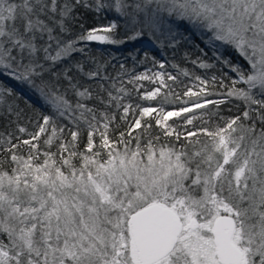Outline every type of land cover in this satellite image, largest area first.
Here are the masks:
<instances>
[{"label": "snow or ice", "instance_id": "obj_1", "mask_svg": "<svg viewBox=\"0 0 264 264\" xmlns=\"http://www.w3.org/2000/svg\"><path fill=\"white\" fill-rule=\"evenodd\" d=\"M81 8L114 10L123 37L121 24L110 22L71 39ZM175 21L206 37L214 55L230 47L248 67L218 56L235 78L196 75L182 95L173 85L192 73L178 65L175 75L163 63L131 75L141 101L163 97L155 107L125 103L131 90L120 74L102 75L103 65L53 71L83 51L78 41L118 45L145 32L172 33ZM192 63L214 66L199 57ZM0 75L39 91L53 115L76 128L67 139L44 115L32 133L18 127L26 139L0 135V264H264V0H0ZM80 75L111 81L98 85L103 110L83 102L94 96ZM143 81L155 86L141 91ZM217 83L226 92L209 91ZM12 95L0 86V104L19 119L7 102ZM213 95L240 100L244 110L224 117L219 106L228 101ZM175 101L179 108L164 107Z\"/></svg>", "mask_w": 264, "mask_h": 264}, {"label": "trees", "instance_id": "obj_2", "mask_svg": "<svg viewBox=\"0 0 264 264\" xmlns=\"http://www.w3.org/2000/svg\"><path fill=\"white\" fill-rule=\"evenodd\" d=\"M89 3H94V0H89ZM78 19L71 25L70 38L75 40L78 35L85 33L92 28H101L107 26L110 22H116L121 24L120 32L121 37H123V26L122 20L118 17V14L114 10L109 11L108 9H103L100 12L94 9H78L77 10ZM174 20V18H173ZM172 33L164 30L161 33H157L155 36L150 35L145 32V34L135 40H126L122 44H105L99 41H78L76 47L78 49H83V51L73 52L71 54V59H66L63 63H58L53 69L55 72H62L64 68L71 65H75L77 62L85 65V71L95 68L97 64L103 65L106 71H102V75H108L116 77L118 74L121 75L124 86L131 90V95L126 98L125 103H132L133 105L139 103L143 106H158L163 103V97H158L154 101H141L133 88V85L128 84L127 80L133 74H139L145 72L146 70L160 71L159 64L163 63L165 65L164 71L177 74V69L173 65H178L179 68L186 69L192 73L191 77H180L183 81L178 87L173 85L177 92H182L185 86L194 87L197 83L194 80V76L199 75L203 77H211L213 74L218 77L222 73H228L229 76L235 78V74L231 73L230 70L222 66V63L217 59L218 56H222L226 60H230L234 64H240L244 67H248L246 61L235 52L234 49L230 47H219L216 50L215 55L213 49L206 42V37L202 36L199 31L193 29L191 25L187 22L175 21L171 23ZM144 40H148L152 43V46H147L143 43ZM204 60L206 63L214 65L210 69H201L197 65L192 63V60L197 58ZM94 61L96 63H94ZM125 66L127 74H124V70H121L120 65ZM47 68L48 65H45ZM44 79H49V74H44ZM79 83L84 87H89L94 98L91 100H84L89 107H96L99 110L104 109V105L100 104L99 100L95 98L98 93V85L104 83L105 86H109L111 81H100V80H90L87 76L80 75L78 77ZM23 82V81H22ZM39 83V80L36 81ZM22 88L18 87L15 83L5 79L3 75H0V86L7 87L12 90V96L7 97L8 104H11L17 110L21 112V116L17 119L15 113H8L6 111L7 104H0V135L7 137L8 133L12 134V137H21L22 139L28 138L27 133H32L36 131V126L42 123V117L44 115L53 116L56 121L57 126L64 127L63 135L65 138L70 139L69 129L76 130L75 125L66 117H61L58 114L53 115V109L46 103V101H40L33 98L28 94L31 89L26 82H23ZM144 85V90H151L155 85L149 83L148 81L140 82ZM169 84L172 82L169 81ZM224 83L228 86L231 85V81L227 78L224 79ZM61 84L66 87L67 81L61 77ZM243 87V85H239ZM25 90L28 92H25ZM63 91V87L61 88ZM82 90V89H81ZM209 91L214 93H224L226 88H220L219 84L214 88H209ZM100 96H107L106 92L99 93ZM209 99H225L228 102L219 106L220 114L224 117H230L234 115H239L244 110L243 102L235 98H227L223 95H213L208 97ZM70 101L74 104L75 98L69 94ZM172 99L171 97L169 98ZM187 99V98H184ZM181 106L179 101L174 103H165L164 107L167 110H173ZM112 109H110L111 111ZM209 110H215L214 105H209ZM203 111V110H198ZM119 114L117 111V122L119 125V130H124L126 127L123 122H119ZM138 114V113H137ZM131 119V117H129ZM177 124L180 123L178 118H173ZM171 122V121H170ZM199 123V121L197 122ZM23 126L27 129V133H19L18 127ZM115 127V126H114ZM159 129H154V134L158 133ZM116 133H113L115 136ZM12 142H16L13 139ZM87 142V131L84 125H81V138L79 142V147L83 149ZM99 142V137H97V143ZM161 142H164V138L161 136ZM41 148L43 145V138L40 140ZM55 151V147L52 149ZM6 154L0 152V163L4 161Z\"/></svg>", "mask_w": 264, "mask_h": 264}, {"label": "rangeland", "instance_id": "obj_3", "mask_svg": "<svg viewBox=\"0 0 264 264\" xmlns=\"http://www.w3.org/2000/svg\"><path fill=\"white\" fill-rule=\"evenodd\" d=\"M143 43L147 46H152V43L148 40H144ZM3 76L5 77V79L11 81L12 83H15L18 87L22 88V85L24 84L22 81L16 80L8 75H3ZM25 92H28V90L27 91L25 90ZM28 94L35 99H38L40 101H45L44 97L36 89H31V91H29Z\"/></svg>", "mask_w": 264, "mask_h": 264}]
</instances>
